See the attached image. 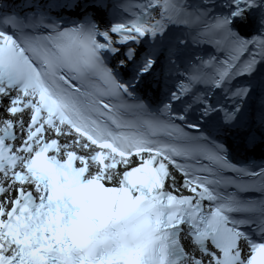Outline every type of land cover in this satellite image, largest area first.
I'll list each match as a JSON object with an SVG mask.
<instances>
[{
  "label": "snow or ice",
  "instance_id": "snow-or-ice-1",
  "mask_svg": "<svg viewBox=\"0 0 264 264\" xmlns=\"http://www.w3.org/2000/svg\"><path fill=\"white\" fill-rule=\"evenodd\" d=\"M30 5L0 0V264H264L227 143L264 145V0Z\"/></svg>",
  "mask_w": 264,
  "mask_h": 264
}]
</instances>
